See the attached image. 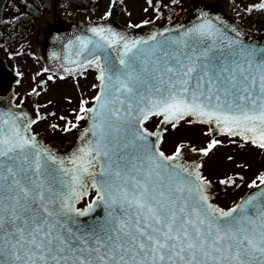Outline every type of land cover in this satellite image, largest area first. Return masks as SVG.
<instances>
[{
	"label": "snow or ice",
	"instance_id": "6c2138e0",
	"mask_svg": "<svg viewBox=\"0 0 264 264\" xmlns=\"http://www.w3.org/2000/svg\"><path fill=\"white\" fill-rule=\"evenodd\" d=\"M91 31L98 39L79 44L94 58L80 67L94 66L100 83L95 106L82 101L77 116L90 120L85 146L66 161L19 117H0V264H264V172L248 184L258 192L222 208L199 167L182 165L179 147L166 155L149 140L162 133L144 127L152 117L206 125V134L264 151V46L226 37L210 20L176 37L154 34L148 47ZM109 47L122 51L96 55ZM220 143L212 139L204 155ZM219 183L239 187L233 177ZM89 188L106 216L85 227L77 217L94 204L75 205Z\"/></svg>",
	"mask_w": 264,
	"mask_h": 264
},
{
	"label": "rangeland",
	"instance_id": "374dc122",
	"mask_svg": "<svg viewBox=\"0 0 264 264\" xmlns=\"http://www.w3.org/2000/svg\"><path fill=\"white\" fill-rule=\"evenodd\" d=\"M97 1L93 3V6L97 7L96 9H77L74 14L64 16L76 21L94 20L106 18L114 9L118 21L124 25L153 20L154 25L160 26L169 21L180 20L185 14V10L190 6L189 1L184 0L182 11L174 17H169L167 15L159 16V7L157 6L159 3L164 7L166 0H151V3L149 0H122L119 3V6L123 8L122 12H118L116 7H113L112 0ZM257 1L239 0L241 4ZM230 11L235 16V11ZM51 12L52 8L45 12V15L49 17ZM42 18L43 14L37 21V25ZM35 35L36 30L28 43L26 39L21 43L11 45V48L17 53L11 58H6L10 67L22 75L16 86L18 100L20 101L28 94L35 92L36 109L34 112L39 121L34 126V131L43 136L46 143L57 142L60 147H64L65 143L71 140V137L65 135V132L70 128L83 127L87 123L86 120H78L77 116L82 114L80 113L82 101H87L85 107L92 106L95 101L94 97L99 90L95 87L99 84L97 72L87 70L76 78L59 77L47 72L36 50ZM20 48L23 49V52H18ZM40 114L43 115L41 118ZM60 117H64V119H60ZM160 122L161 117H152L146 123V127L154 130ZM166 129L160 148L167 155L174 154L176 149L181 146L203 150L208 147L212 139L221 141L208 155L203 153L201 173L214 184L215 193L212 202L222 208L228 209L237 203L249 189L248 184L256 179L261 172H264V151L245 142L240 137L224 136L217 133L206 134L209 133L208 126L190 124L185 121L175 128L168 124ZM227 177H233L239 187L225 186L219 183L220 180ZM240 177L244 179L241 180Z\"/></svg>",
	"mask_w": 264,
	"mask_h": 264
},
{
	"label": "water",
	"instance_id": "95a60500",
	"mask_svg": "<svg viewBox=\"0 0 264 264\" xmlns=\"http://www.w3.org/2000/svg\"><path fill=\"white\" fill-rule=\"evenodd\" d=\"M188 1L190 6L185 10V14L180 21L173 24L166 23L162 27H158L154 26L153 20L148 21V23H145L144 21L138 24L131 23L124 25L118 21L114 9H112L111 14L104 19L102 18L92 21L86 20L84 22L70 20L61 13L60 6L62 0H52L51 15L47 17L44 13L41 22L36 27V35L34 39L36 50L43 61L47 72L59 77L71 76L76 78L81 76L87 70L96 71L94 66L91 65H88L85 68L80 67L82 63L87 64L88 59L94 58L88 56L87 52L81 53L79 44L81 38L98 39L93 35L91 31L92 28L111 29L128 41L147 40L148 45H144V47H148L149 45L155 44V41L150 39L154 34H164L163 37L158 35L157 39L176 37L187 29L204 23L205 20H210L221 29L226 37L240 39L245 44H251L257 47L264 46V31H255L242 26L230 11L231 2L224 0ZM165 29H168V31H165ZM233 29H235V31H233ZM237 33L239 35H237ZM89 47L91 48L92 46L90 45ZM120 51H122V48L114 50L109 47L106 49V52L103 50H97L96 55L101 56V59L103 60L106 54H110L112 57H117ZM78 53L81 54L78 55ZM20 79V74L16 73L10 67L4 52L0 50V117L4 119L8 118L9 115L13 118L19 117L17 123L21 128L28 126L27 134L29 136H35L39 145L49 149L56 157H62L67 161L73 153L77 152L79 148L85 146L89 139L93 138L90 132L87 136L84 135L85 129L90 127V120L85 119L87 123L83 127L70 128L65 132V135L70 136L71 140L66 142L64 147H60L57 142L45 143L43 136L33 131V127L37 124L38 119L29 99H23L20 103H16L17 94L15 86L19 83ZM95 104L96 101H94L93 105L90 107H94ZM32 121H35V123H32ZM181 122L182 121H180L179 124ZM145 124L144 127H146ZM166 125L168 124H165L163 122V117H161V122L154 131L148 129V131L152 133H156L157 131L162 133V136L159 138L156 135L149 137V140L153 144H158L159 148L163 136L167 131ZM180 149L181 153L180 157H178L179 162L189 168L199 167V170L201 171L203 150L187 146H181ZM213 191L215 193L212 184L210 189L212 198H214ZM258 191L259 189L249 188L237 203L241 199H246L249 195ZM92 192H94L92 200L87 202L84 206L79 207V204H81L84 199L90 198ZM89 193V195L76 203L75 207L77 209L86 210L89 204H94L96 196L95 189L89 188ZM105 216V207L103 205L97 206L94 204V207L89 214L87 216L77 217V221L80 225L87 227L88 225L102 222Z\"/></svg>",
	"mask_w": 264,
	"mask_h": 264
},
{
	"label": "trees",
	"instance_id": "16d2710c",
	"mask_svg": "<svg viewBox=\"0 0 264 264\" xmlns=\"http://www.w3.org/2000/svg\"><path fill=\"white\" fill-rule=\"evenodd\" d=\"M95 1L97 0H62L60 9L63 15H70L74 14L77 9H96L97 7L93 6ZM225 1L232 3V11H235V17L241 25L256 31H264V9L253 7L264 3V0L246 4H241L239 0ZM121 2L122 0H112L113 7H116L118 12L123 11V8L119 6ZM184 4V0H166L164 7L157 3L159 16L174 17L182 11ZM51 8L52 0H0V49L4 51L7 58L17 53L11 45L21 43L26 39L28 43V40L33 38L37 21ZM18 52H23V49L20 48ZM34 93L28 94L27 97L36 109ZM42 116L40 114V118Z\"/></svg>",
	"mask_w": 264,
	"mask_h": 264
}]
</instances>
